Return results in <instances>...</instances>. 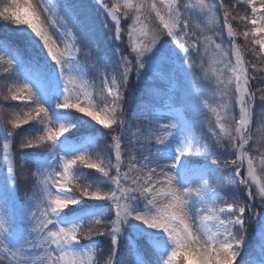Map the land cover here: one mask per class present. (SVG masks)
<instances>
[{
    "label": "snow or ice",
    "instance_id": "obj_1",
    "mask_svg": "<svg viewBox=\"0 0 264 264\" xmlns=\"http://www.w3.org/2000/svg\"><path fill=\"white\" fill-rule=\"evenodd\" d=\"M98 3L112 22L105 27L116 42L115 67L99 44L94 58L87 53V62L81 63V49L64 43L58 22L50 16L48 24L42 21V14L50 12L46 0L36 6L31 0L0 4V26L17 30L21 41L13 47L0 40L5 53L0 55V84L7 89L0 96V164L6 162L0 177V264H105V256L106 264H117L130 221L150 230L140 234L151 238L158 250V258L144 264H237L247 223L255 218L264 227L254 203L258 199L264 210V184L253 190L257 153L264 163V134L255 138L250 127L257 115L264 121V0H197L200 12L220 24L214 37L194 24L192 6L185 0ZM210 45L218 53L215 63L222 65L213 69L217 105L203 104L215 117L208 127L210 140L197 131L196 122L179 113L160 120L138 111L132 119L142 125L130 121L125 92L133 74L137 81L187 75L194 56L201 57L204 67L201 52L207 53ZM31 47L46 55L51 73L27 58ZM92 72L99 87L88 78ZM201 94L193 93L195 100L186 111H200ZM45 95H62L55 117ZM67 116L87 118L93 132L107 130L101 132L106 138L103 158L90 150V143L80 141L57 150L61 137L76 127L59 119ZM25 134L29 138L20 139ZM44 146L48 155L31 173L33 182L21 198L16 161L23 168L35 155L24 150ZM217 149L227 153L223 168L239 178V191L221 195L215 188L209 201L208 181L220 164L203 165L199 180L193 181L186 158L207 160ZM82 201H106L109 207L106 212L74 207Z\"/></svg>",
    "mask_w": 264,
    "mask_h": 264
},
{
    "label": "trees",
    "instance_id": "obj_2",
    "mask_svg": "<svg viewBox=\"0 0 264 264\" xmlns=\"http://www.w3.org/2000/svg\"><path fill=\"white\" fill-rule=\"evenodd\" d=\"M196 1L197 0H185V3L192 6L191 11L193 13L194 24H199L205 34L210 37H214L215 32L220 28V24L213 21L212 23L215 24L211 26V23L202 22L204 19L199 17L200 10L196 8ZM106 2L112 3L113 0H106ZM119 2L123 4L124 0H119ZM2 3H4V0H0V4ZM55 4L59 12V16L68 23L76 37V44L81 49L80 60L83 63L87 62V53H91L92 58H94L95 45L99 44L100 48L110 59L111 65L115 67L118 62V57L113 54L116 42L109 39L110 34L105 27L106 24L110 25L112 22L100 7L98 0H55ZM233 24L235 28L236 22H233ZM201 28H194V30L199 32ZM242 28L243 25L240 26V29ZM240 29H238V32ZM18 36L19 34L17 30L11 28V26H0V40L9 42L13 47H19L21 45V41ZM225 39H227L226 36ZM224 47L226 49L228 45L225 43ZM2 50L3 48H0V51ZM0 55H5V53L0 52ZM26 56L31 60V62L47 68L50 73L52 72V68L48 67L51 62L47 60L46 55L40 48H28ZM201 56L204 60V67L201 68L200 66L201 57L194 56V65L192 68L188 69L187 75L183 72H177L171 79H168L167 77H157L150 80L146 77L143 80L137 81L135 75L133 74L125 92L127 114L130 121L133 114L138 111L160 108L165 103L170 102L172 106L181 110L182 114L188 121L196 122L200 126L197 131L203 134L205 140H210L211 133L208 131V127L210 123H215V117L210 111V108L203 107V104L207 102L211 107H216L217 105L219 90L216 87L217 76L213 75V69L219 70L222 65L215 63L218 55L213 51V46L211 45L209 46L207 53H204L202 49ZM3 67L4 65L0 64V71H2ZM205 69L207 70V76H205ZM89 77L94 80L96 86L99 87L100 80L98 79L96 73H90ZM171 84H174L175 87L172 88ZM197 90L202 93L199 96V103L201 105L200 111H186V106L190 105L195 100L193 93ZM6 91L7 89L0 84V96H2ZM11 103L21 104L22 107V102L12 101ZM16 111H19V109ZM62 118L65 123H76V127L68 133V138L71 143H77L78 141L84 143L86 139H89L92 145L90 149L91 151L101 152L102 158L106 155V153L103 152L106 146V138L101 132L107 130L93 132L91 130V122L88 121L87 118H81L79 121H77L73 116ZM23 127L27 128L29 126L25 125ZM250 127L255 138H259L262 134H264V121H261L258 115L254 117ZM26 138H29L27 134L20 139ZM2 143L3 137L0 136V146H2ZM24 151L35 153V155L28 157V163L23 168L20 167L19 160L16 161L17 172L21 177L17 182V195L21 198L24 197L25 192L29 190L31 183L33 182L34 178L31 176V173L35 171L39 162L48 155L47 146L40 149H27ZM225 155H227L226 152L217 149L213 152L209 159L205 160L202 156L199 161L201 169L203 165H211L213 168H216V164H214L213 161H217L220 164L216 174L208 181V184L220 189V192H222L223 195L239 191V178H234L233 170L223 168V159ZM231 158L232 157L229 156V159ZM5 165L6 162L0 164V177H3L6 172ZM253 166L256 170L257 177L261 180V184H264V163H262V157L259 153H257L254 159ZM87 171L94 172V170ZM96 175L100 176L98 173ZM245 175H247L246 165ZM249 179L251 181V178ZM94 186L101 187L99 184ZM101 190L107 191V187H102ZM253 190H258V184L256 182L253 183ZM225 198L228 197L225 196ZM254 203L255 211L257 213L261 212V216L264 217V210H261L262 206L260 205L259 200L257 199ZM81 206L85 209L95 206L97 210L109 207L106 201H83V204L75 208H81ZM68 211V209L65 210V212ZM260 227L261 225L259 224V219L257 220L253 218L247 223L246 241L241 255L242 258L250 257L260 259L264 262V250L260 246L261 244L259 238ZM127 231L128 230H126L123 238V244L117 253V264H137L136 261L138 258L145 260L150 257H157L158 250L151 238L145 236L136 237L134 233H128ZM98 239L102 240V238ZM104 261L106 264L107 256L104 257Z\"/></svg>",
    "mask_w": 264,
    "mask_h": 264
},
{
    "label": "rangeland",
    "instance_id": "obj_3",
    "mask_svg": "<svg viewBox=\"0 0 264 264\" xmlns=\"http://www.w3.org/2000/svg\"><path fill=\"white\" fill-rule=\"evenodd\" d=\"M37 2H38V0H31V3L33 4V6H36ZM46 3H47V7L50 9V12L47 13V14H42V17H41L42 21L45 24H48L49 23L48 17L50 16L53 20L58 22L57 23V27L60 28L61 31H63L65 33V35H64V43L67 44L69 47H71V45L73 43L76 44V37L73 34V32H72L71 28L69 27L68 23L59 16V12L57 10L56 4H55V0H46ZM257 3H259V0H257ZM196 8L198 10H200V8H199V6L197 4V1H196ZM199 17H202L204 19V20H202V22L204 21V22L211 23L210 24L211 26H213L215 24V23H212L213 21L216 22L215 18L210 17V16H205L200 11H199ZM50 31H52L51 28H50ZM76 46H77V44H76ZM62 47H63V45H62ZM217 55H218V53H217ZM81 63H83V62L81 61ZM88 78H89V80L91 82L92 79L90 77H88ZM149 79L153 80V78H149ZM171 87L174 88L175 85L171 84ZM59 98H62V95ZM59 98H57V97H55L53 95H45L43 97L44 102L46 103V105L52 110V114H53L54 117H55V114H56L55 103L58 102ZM16 102H20V101H16ZM141 111L151 112V113H153L155 118L160 119V120H168L170 117L175 116L178 113L183 115L181 110L176 108V107H174V106H172L170 102L165 103L160 108H155V109H151V110L145 109V110H141ZM59 119L61 120V122H64L62 117L59 118ZM131 122L134 123V124L140 123L142 125V122L133 120L132 117H131ZM68 137H69L68 133H66L65 137H61L62 144H61V146L58 147V149H57L58 151L61 150L63 145L76 144V143H71ZM126 138H127V134H126ZM84 143H90L91 144V141L89 139H86L84 141ZM201 157L202 156L192 155V156H188L186 158L188 161H190V166L192 168V172H191L189 178L191 180H193V181H198L199 178H200L201 166H200L199 161H200ZM255 182L258 184V187H259V185H261V180H260L259 177H257V175H256ZM192 186L193 187H198L200 185L198 183H194ZM215 188L216 187L210 186L208 184V199H209V201L214 199V197L212 196V190L215 189ZM220 194L223 195L222 192H220ZM218 203H222V201H220ZM81 204H83V201L81 202ZM78 206H80V205H77V206H74V207H78ZM140 207H141V210H142V205ZM102 210L106 212L107 208H103ZM209 226L210 227L212 226L211 222L209 223ZM129 229H131V230H129ZM126 230H128L127 231L128 233H131V232L134 233V235L136 237H141V234H140L141 230H143L145 232L150 231V230L143 229L142 225L137 227V222H135V221H130L129 225L126 226ZM259 238H260V244H261L260 246L264 250V227H260L259 228ZM242 252H243V250H242ZM242 252H241V255H242ZM241 255H240V257L237 260V264H264V262L262 260H260V259H254V258H250V257H243L242 258ZM156 258H158V256ZM145 260H142V259L138 258L136 262H137V264H144Z\"/></svg>",
    "mask_w": 264,
    "mask_h": 264
}]
</instances>
